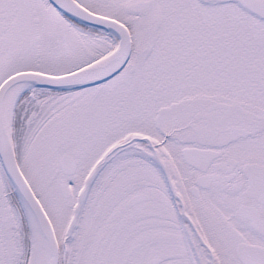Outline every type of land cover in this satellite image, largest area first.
I'll use <instances>...</instances> for the list:
<instances>
[{"label": "snow or ice", "instance_id": "obj_1", "mask_svg": "<svg viewBox=\"0 0 264 264\" xmlns=\"http://www.w3.org/2000/svg\"><path fill=\"white\" fill-rule=\"evenodd\" d=\"M0 264H264V0H0Z\"/></svg>", "mask_w": 264, "mask_h": 264}]
</instances>
